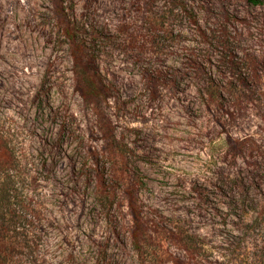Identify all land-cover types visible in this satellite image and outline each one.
<instances>
[{
	"label": "rangeland",
	"instance_id": "374dc122",
	"mask_svg": "<svg viewBox=\"0 0 264 264\" xmlns=\"http://www.w3.org/2000/svg\"><path fill=\"white\" fill-rule=\"evenodd\" d=\"M0 146L11 264H264V1L0 0Z\"/></svg>",
	"mask_w": 264,
	"mask_h": 264
},
{
	"label": "trees",
	"instance_id": "16d2710c",
	"mask_svg": "<svg viewBox=\"0 0 264 264\" xmlns=\"http://www.w3.org/2000/svg\"><path fill=\"white\" fill-rule=\"evenodd\" d=\"M258 2L259 0H253ZM264 1V0H262ZM64 13V12H63ZM64 15V14H63ZM64 36L69 40L70 53L73 61V73L77 88L81 95L89 101H92L94 96H99L101 86L97 78L92 74L91 67L94 64H90L89 56L86 49V39L84 33H78L74 28L73 24L68 20H65V24L62 27ZM84 36V37H83ZM1 147V146H0ZM129 206L131 208L133 224L132 229V240L135 249L142 254V249L145 243L144 232L140 224V218L136 212V206L134 204V192L128 190ZM4 225L0 222V264H11L12 256L9 253L10 240L3 235ZM146 253V252H145ZM144 254V253H143Z\"/></svg>",
	"mask_w": 264,
	"mask_h": 264
}]
</instances>
